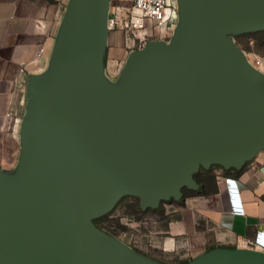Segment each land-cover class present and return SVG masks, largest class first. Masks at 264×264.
Wrapping results in <instances>:
<instances>
[{
  "label": "water",
  "instance_id": "obj_1",
  "mask_svg": "<svg viewBox=\"0 0 264 264\" xmlns=\"http://www.w3.org/2000/svg\"><path fill=\"white\" fill-rule=\"evenodd\" d=\"M171 43L128 57L116 86L101 54L106 0H72L50 69L31 79L14 177L0 174V264H157L91 221L126 195L183 203L201 168L264 149V77L227 37L264 30V0H177ZM189 264H264L215 250Z\"/></svg>",
  "mask_w": 264,
  "mask_h": 264
},
{
  "label": "crops",
  "instance_id": "obj_2",
  "mask_svg": "<svg viewBox=\"0 0 264 264\" xmlns=\"http://www.w3.org/2000/svg\"><path fill=\"white\" fill-rule=\"evenodd\" d=\"M72 0H0V174L14 177L21 157V124L31 79L51 66ZM39 47L43 57L36 58ZM258 62L264 77V58ZM255 62V63H256ZM238 171V172H237ZM216 191L185 198L179 219L168 224L164 252L196 244L200 253L215 250L264 256L255 244L264 237V149L242 168L212 170ZM198 222L208 228H198ZM209 235V236H208Z\"/></svg>",
  "mask_w": 264,
  "mask_h": 264
},
{
  "label": "rangeland",
  "instance_id": "obj_3",
  "mask_svg": "<svg viewBox=\"0 0 264 264\" xmlns=\"http://www.w3.org/2000/svg\"><path fill=\"white\" fill-rule=\"evenodd\" d=\"M106 3L109 18H112L117 12V20L120 24L122 18L126 16L127 10L130 9L132 0H106ZM180 20L181 17L178 14L177 24L167 34L169 38L154 37L153 41L171 43ZM227 37L236 45L235 36L228 35ZM142 45V43L130 41L120 28L107 29L101 54L102 76L106 84L111 86L119 84L128 57L133 52L138 51ZM236 46L250 62L253 70L261 75V68L256 66L255 62L264 58V36L259 33L250 37H241L238 39V45ZM19 130L18 140L21 145V128ZM219 167L212 166L211 168L216 169ZM185 190L188 194L194 193V191ZM139 204L140 201L137 197L126 195L121 197L111 210V217L118 219L119 224V227L115 229L116 235L112 237L115 241L144 259L157 264H189L205 255L203 253L199 254L198 245L195 243L179 246L173 252L162 250L163 243L167 238L165 232L168 224L180 218L179 209L181 205L174 201L161 203L159 211L155 212L151 209L142 211ZM138 209L142 212H138ZM198 223V228H208L209 226L205 223Z\"/></svg>",
  "mask_w": 264,
  "mask_h": 264
},
{
  "label": "built area",
  "instance_id": "obj_4",
  "mask_svg": "<svg viewBox=\"0 0 264 264\" xmlns=\"http://www.w3.org/2000/svg\"><path fill=\"white\" fill-rule=\"evenodd\" d=\"M178 14L177 0H132L131 7L120 24H118L117 12L112 18H109L107 12L106 28L108 30L120 28L130 41L143 44L139 49L141 50L149 41H153L154 37L167 38L168 32L178 22ZM43 54V47H39L36 58H42ZM247 62L251 65L248 60ZM255 65H258V62ZM22 120L14 117L12 123L21 124ZM255 244L264 249V237L257 235Z\"/></svg>",
  "mask_w": 264,
  "mask_h": 264
},
{
  "label": "trees",
  "instance_id": "obj_5",
  "mask_svg": "<svg viewBox=\"0 0 264 264\" xmlns=\"http://www.w3.org/2000/svg\"><path fill=\"white\" fill-rule=\"evenodd\" d=\"M257 32L258 33L253 32V33H246V34H241V35L235 36L236 45H238V39H240L241 37H250L254 34H259V33L264 36V30L257 31ZM219 168H222V167H219ZM212 170H213L212 168H209V169L201 168L196 174L193 175V180L198 185H200L202 187V192L201 193L194 192L193 194H188V193H186V190L183 189L182 190L183 202H184L185 198L194 196L195 194H199L201 196H209L210 194H212L216 191V187H215L216 177L212 173ZM230 170L236 171V169H230ZM179 205H181V204H179ZM138 212L141 213L142 211L139 210ZM155 212H157V211H155ZM110 213H111V211L109 213L99 217V218L93 219L91 221V223L96 229H98L99 231H101L105 235H107L109 237H114L116 235L115 229L119 227V224H118V219L111 217Z\"/></svg>",
  "mask_w": 264,
  "mask_h": 264
}]
</instances>
